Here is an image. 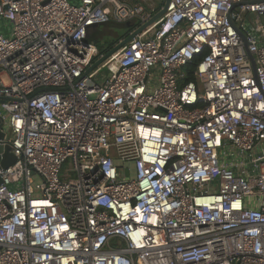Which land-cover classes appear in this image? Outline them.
I'll list each match as a JSON object with an SVG mask.
<instances>
[{"label": "built area", "instance_id": "1", "mask_svg": "<svg viewBox=\"0 0 264 264\" xmlns=\"http://www.w3.org/2000/svg\"><path fill=\"white\" fill-rule=\"evenodd\" d=\"M166 2L0 0V264H264V0H169L89 71Z\"/></svg>", "mask_w": 264, "mask_h": 264}, {"label": "trees", "instance_id": "2", "mask_svg": "<svg viewBox=\"0 0 264 264\" xmlns=\"http://www.w3.org/2000/svg\"><path fill=\"white\" fill-rule=\"evenodd\" d=\"M138 25L137 21L130 23H119L111 20L107 23L99 24L97 27L91 28L87 40L95 43L101 53L112 49L121 39L129 34ZM203 54L197 55L191 63L185 66V82L195 81L194 71L202 60Z\"/></svg>", "mask_w": 264, "mask_h": 264}, {"label": "water", "instance_id": "3", "mask_svg": "<svg viewBox=\"0 0 264 264\" xmlns=\"http://www.w3.org/2000/svg\"><path fill=\"white\" fill-rule=\"evenodd\" d=\"M169 0L166 2L165 8L149 23L142 25L137 30L127 34L123 39H121L112 49L107 50L89 69L96 68L103 61H105L108 57H110L113 53L117 52L119 49L124 47L135 35L139 34L143 31L149 24H151L154 20L160 17L166 10L168 6ZM98 25H94L91 28L97 27ZM3 98L0 100V103L5 101ZM17 160V157L12 152V147L10 144V133L7 130L6 120L0 115V168H7L10 165L14 164ZM2 182V178L0 175V183Z\"/></svg>", "mask_w": 264, "mask_h": 264}, {"label": "rangeland", "instance_id": "4", "mask_svg": "<svg viewBox=\"0 0 264 264\" xmlns=\"http://www.w3.org/2000/svg\"><path fill=\"white\" fill-rule=\"evenodd\" d=\"M74 3H79V0H72ZM11 28H12V24L9 20L0 17V32L3 33L4 35H10L11 33ZM263 152H261L262 154ZM263 155V154H262ZM132 175L134 176V173H132ZM34 182L35 184H38L40 182V178L37 176L34 178Z\"/></svg>", "mask_w": 264, "mask_h": 264}]
</instances>
